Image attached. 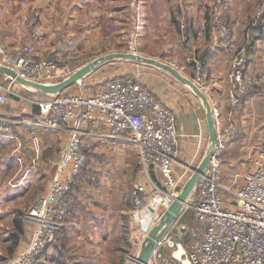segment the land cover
Segmentation results:
<instances>
[{"label": "built area", "instance_id": "1", "mask_svg": "<svg viewBox=\"0 0 264 264\" xmlns=\"http://www.w3.org/2000/svg\"><path fill=\"white\" fill-rule=\"evenodd\" d=\"M230 7L231 0H215L211 28L214 42L232 52L227 113L223 116L219 108L212 106L216 139L208 164L182 213L157 241L151 259L162 258L163 249L169 247L180 249L181 256L188 258L191 264H264V129L254 166L246 173L244 183L235 190L223 184L222 154L235 136L234 115L241 96L250 88L264 86V74L248 71L250 54L245 45L238 43L227 19ZM258 17L264 23V0L260 3ZM44 37L42 23L33 18L28 42L21 49L13 52L0 41L2 63L20 76L40 82L51 83L68 74L66 65L58 59L37 56ZM127 51L138 52L134 40L129 41ZM260 55L264 63V48ZM187 61L192 65L191 79L209 97V72L204 60L193 53ZM12 83L0 82V104H5L10 94L19 95ZM32 101L38 104L43 119L22 118L17 119V123L65 130L68 137L48 190L36 199L25 215L27 223L33 227L29 242L17 256L2 264H35L55 241L66 222L69 192L87 160L90 144L86 136L125 140L137 148L143 171L150 179V183L134 182L128 211L134 245L139 251L141 241L176 200L185 183L183 178L187 171L180 176L174 171L179 153L174 111L159 101L137 76L130 75L116 79L108 88L90 96L54 93L48 99ZM14 121L12 116L0 114V133L11 132ZM90 126L105 129L86 130ZM153 168L159 170L162 181L152 179ZM225 190L232 193L233 204L226 203ZM188 210L206 224L203 240L191 253L175 240L174 232L178 219ZM173 252L169 264H183ZM135 255L129 256L132 262Z\"/></svg>", "mask_w": 264, "mask_h": 264}, {"label": "crops", "instance_id": "2", "mask_svg": "<svg viewBox=\"0 0 264 264\" xmlns=\"http://www.w3.org/2000/svg\"><path fill=\"white\" fill-rule=\"evenodd\" d=\"M232 1L227 19L238 43L247 42L246 37L252 34L251 29L253 31L255 29V35L253 34L251 38L255 40V49L250 53L248 71L253 74H264V63L260 55L264 48V24L257 25L253 22V17L250 18L249 14L253 13L247 7V0ZM214 4L215 1L212 0H0V41L9 50L18 51L28 42L30 21L38 18L44 27L45 37L38 47L37 56L57 58L64 65L66 62L77 61V57L84 55L127 51L129 41L134 40L138 53L168 63L186 75L191 71L184 60V54L193 52L202 55L209 72L210 103L219 108L220 113L225 116L229 106L232 52L215 43L212 38L211 15ZM89 61L83 63L79 59L74 70ZM136 63L134 71L140 82L176 115L179 153L174 171L180 176L191 167L192 172L190 174L186 172L183 178L186 182L192 175L193 168L201 164L210 148L204 101L188 84L169 70ZM0 64H3L1 56ZM88 75L66 89L73 94L92 95L84 93L82 88V83H86ZM0 78L8 79V83L13 81V86L17 85V81L6 74L0 73ZM241 101L234 115L238 137L236 140L234 137L229 144L237 143L242 150L256 146L255 157L264 129V86L261 90H251ZM33 104L39 109L37 103ZM21 107L20 95L10 94L7 102L0 104V114L25 116L24 118L28 117L34 121H40L44 117L40 109L36 112L35 107L31 114H20ZM104 129L103 126L86 128ZM11 133L12 131L0 135ZM252 135L258 136L253 144ZM86 138L89 141L95 137ZM254 157L251 169L254 166ZM152 171L155 178L162 181L159 170L153 168ZM42 193L38 194L36 199ZM132 195L133 186L130 205ZM187 212L178 219L176 226ZM97 218L93 217V223ZM202 224L206 228V224L204 222ZM72 225L74 222L67 223L68 230H73ZM32 231V225L24 224L25 242L22 243L21 249L26 247ZM44 254L50 258L52 255L50 248ZM52 260L54 261L53 256Z\"/></svg>", "mask_w": 264, "mask_h": 264}, {"label": "rangeland", "instance_id": "3", "mask_svg": "<svg viewBox=\"0 0 264 264\" xmlns=\"http://www.w3.org/2000/svg\"><path fill=\"white\" fill-rule=\"evenodd\" d=\"M261 1L247 0L246 3L253 13V15L249 14L250 18L252 16L253 22L257 25L264 24L261 17H258ZM251 33V37L250 35L246 37L247 42L242 43L249 54L255 49V40L251 39L252 35H255V29L254 31L251 29ZM192 54L193 52L184 54V60L191 71L184 76L190 79L193 71L187 58ZM106 55L91 54L77 57V59L84 63L92 59H102ZM198 56L202 57V55ZM58 60L63 63L60 59ZM78 60L66 62L68 74L60 76L54 83L74 72ZM136 64L135 61L124 58H115L101 63L95 70L88 73L86 83H82L84 93L95 94L126 75L138 77L134 71ZM0 82L6 84L8 79L0 78ZM16 84L12 86L20 95L22 106L20 114L34 112L33 107L36 106L32 100L42 101L54 94L33 89L18 82ZM262 88L263 86L257 90ZM62 92L73 94L67 89ZM24 117H13L15 121L12 133L0 135V264L17 256L24 249H21L22 243L25 242L24 233L21 235L19 244L15 249L13 248L14 218L20 217L24 224L27 223L25 215L36 201L38 194L48 190L56 162L60 158L68 136L65 130L17 123V119ZM235 127L236 140L238 137L236 121ZM257 137L252 135V144ZM207 140L210 141L209 134ZM88 142L90 147L87 160L75 186L78 201L73 215L58 233L55 241L47 248V250L50 248L51 257L47 258L43 254L35 264H134L129 256L137 255L140 251H137L134 245L135 237L128 219V211L131 207L129 201L134 182L150 183V179L143 171L137 148L135 144L125 140L93 138ZM255 152L256 146L242 150L237 143L228 144L222 154V160L223 182L229 190H235L242 185L246 173L252 167L251 161ZM191 172L192 168L188 167L187 174ZM150 175L153 180L160 182L155 178L152 170ZM229 190L224 191V199L226 203L233 204V195ZM93 217L97 218L98 223L97 221L93 223ZM69 222H74L73 230H68L66 227ZM204 229L202 222L188 211L174 229L175 240L183 244L187 253H191L200 244ZM172 252V248H164L163 257L152 258L150 264H169Z\"/></svg>", "mask_w": 264, "mask_h": 264}, {"label": "water", "instance_id": "4", "mask_svg": "<svg viewBox=\"0 0 264 264\" xmlns=\"http://www.w3.org/2000/svg\"><path fill=\"white\" fill-rule=\"evenodd\" d=\"M115 58H124L128 60H132L135 62L149 64L164 68L172 72L175 76H177L180 80L188 84L204 101L206 107V115L209 127V135H210V148L206 156L204 157L201 164L194 168L192 175L188 178V180L184 183L179 195L176 200L166 209V211L162 214L159 221L152 227L147 236L141 241L140 251L137 255H135L134 264H150L151 256L153 249L157 243V241L161 238L167 228L177 220L178 216L182 213L184 205L187 203V200L192 193L200 175L205 170L210 154L212 152V147L215 144L216 139V129L214 123V116L212 111V105L210 103L209 97L202 92L199 87L193 82L192 79L185 77L177 68L172 65L160 61L156 58L148 57L136 52L129 51H120V52H112L108 53L102 59H94L83 66L77 68L74 72H72L69 76L64 78L59 82H40L36 80H31L28 78H24L20 76L13 68L8 65L0 64V73L8 75L14 81L21 83L24 86L31 87L33 89L42 90L47 93H60L70 85L80 80L83 76L95 70L101 63L107 62L109 60ZM174 256L182 261L183 264H191V261L188 258H183L181 256L180 249L174 250Z\"/></svg>", "mask_w": 264, "mask_h": 264}, {"label": "trees", "instance_id": "5", "mask_svg": "<svg viewBox=\"0 0 264 264\" xmlns=\"http://www.w3.org/2000/svg\"><path fill=\"white\" fill-rule=\"evenodd\" d=\"M252 44V43H250ZM203 59V57H201ZM259 87H253V88H250L246 93L242 94L241 96V100L243 99V97L248 94L251 90H256L258 89ZM35 110L36 112H39V109L37 108V106L35 107ZM76 183H77V180L76 182L72 185V188L69 192V198H70V207H69V210H68V213H67V217H66V222L68 221V219L71 218V216L73 215V211L76 207V203L78 201V197H77V189L75 190V186H76ZM189 213H191L192 215H194V213L190 210H188ZM184 218V217H183ZM66 222H65V225H66ZM64 225V226H65ZM14 228H15V231L13 232V248L15 249V247L19 244L20 242V238H21V235L24 233V223H23V220L22 218L20 217H15L14 218ZM13 249V251H14ZM12 251V252H13Z\"/></svg>", "mask_w": 264, "mask_h": 264}]
</instances>
